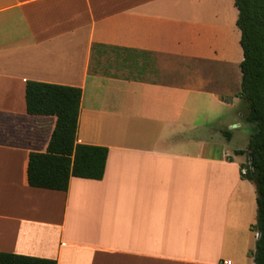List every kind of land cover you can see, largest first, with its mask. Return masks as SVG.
Masks as SVG:
<instances>
[{
    "label": "crops",
    "instance_id": "crops-1",
    "mask_svg": "<svg viewBox=\"0 0 264 264\" xmlns=\"http://www.w3.org/2000/svg\"><path fill=\"white\" fill-rule=\"evenodd\" d=\"M237 20L234 0H0V253L255 264L257 193L242 177L249 155L238 153L251 126L238 95ZM129 52L196 60L203 86L188 87L190 72L172 62L163 68L173 82L120 76ZM28 82L82 90L77 142L108 148L102 180L71 177L67 191L29 185L30 155L47 152L57 118L27 112ZM212 133L246 141L214 157Z\"/></svg>",
    "mask_w": 264,
    "mask_h": 264
},
{
    "label": "trees",
    "instance_id": "trees-1",
    "mask_svg": "<svg viewBox=\"0 0 264 264\" xmlns=\"http://www.w3.org/2000/svg\"><path fill=\"white\" fill-rule=\"evenodd\" d=\"M238 10L237 27L241 32L243 61L240 65L239 97L246 109L244 121L251 125L246 151L247 173L257 192L259 233L255 264H264V0H234ZM82 90L40 82L26 85L27 112L35 116H54L56 127L47 152L32 153L28 165L29 185L34 188L67 191L71 177L102 180L109 150L107 147L79 144L77 132ZM253 255V253H251ZM0 264H57L56 260L0 253Z\"/></svg>",
    "mask_w": 264,
    "mask_h": 264
},
{
    "label": "rangeland",
    "instance_id": "rangeland-1",
    "mask_svg": "<svg viewBox=\"0 0 264 264\" xmlns=\"http://www.w3.org/2000/svg\"><path fill=\"white\" fill-rule=\"evenodd\" d=\"M126 55L128 56V59L126 62L128 67L123 73L118 74L120 76L128 77V78H135V79H144V80L153 81V82H169V81L173 82L174 80L169 79V75L166 74L167 72L163 68V63L172 62V63H178L179 72L182 73L184 70H187L188 72H190V75L185 73V75L187 77H192L191 80H193L192 83H189L188 87H191L193 89H200L203 86V83L200 82V81H202V78H200V77L203 74V72H202L203 69H201L202 67L200 64H198V63L193 64V62H195L196 60L195 61H193V60H177L176 61L174 59H167V58L164 59V58L156 57L153 55H142V54H138V53H134V52H129ZM116 65H118V64H116ZM180 76H182V75H180ZM183 76H184V74H183ZM192 98H193L195 104H194V106L191 107L190 115H192L194 122L198 123L197 122L198 121L197 117H199L198 114L199 115L202 114L201 117H199V119H202V116H203V111H202L203 104L199 103V101L202 97L197 95L196 93H193ZM242 124L244 125V127L250 125L246 122H242ZM167 131L168 130L163 129V133H165ZM188 132H189V129H188ZM213 136H214L213 141L210 142L209 141L210 139H209L208 143H215L217 145L216 150L214 152H211V154L214 155V157H219L220 154L223 153L222 149H221V145L224 144L226 147H228L229 149H232V151H233L235 148H238V145H243L244 142L246 141L245 140L246 136H244V135H243L244 139L241 137H238V139H236L235 141L234 140L231 141V143H228V141L224 138L223 135H220L217 133L216 134L212 133L211 137H213ZM195 141H197V140H195ZM207 150H208V147H205V149L203 151H201V155H209V152ZM199 151L200 150L197 149V145H193L194 155H198ZM220 157H224V156L221 155ZM232 157L235 159L237 156L232 154ZM241 159H242V161L244 163V167L246 169L247 166L249 165L248 158H247V156L244 155V157H242ZM246 180H248V179H246ZM252 184L255 187V184L253 182H252ZM255 189H256V187H255Z\"/></svg>",
    "mask_w": 264,
    "mask_h": 264
},
{
    "label": "built area",
    "instance_id": "built-area-1",
    "mask_svg": "<svg viewBox=\"0 0 264 264\" xmlns=\"http://www.w3.org/2000/svg\"><path fill=\"white\" fill-rule=\"evenodd\" d=\"M243 174H246L247 173V169H243ZM223 264H231L230 262H223Z\"/></svg>",
    "mask_w": 264,
    "mask_h": 264
}]
</instances>
